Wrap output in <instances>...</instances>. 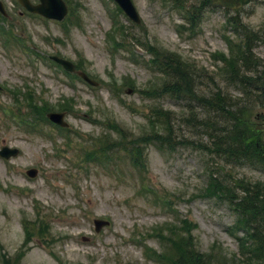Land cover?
Listing matches in <instances>:
<instances>
[{
    "label": "rangeland",
    "instance_id": "1",
    "mask_svg": "<svg viewBox=\"0 0 264 264\" xmlns=\"http://www.w3.org/2000/svg\"><path fill=\"white\" fill-rule=\"evenodd\" d=\"M64 1L69 14L56 22L26 13L16 0H0L6 14L0 15L1 29L10 27L23 43L6 42L0 33V148L19 149L13 158H0V264L2 258L8 264H174L177 247L172 249L163 231L173 226L200 253L217 259L222 251L227 259L241 258L227 230L233 212L221 200L200 194L210 171L249 183L264 182V172L215 157L201 121L183 119L190 110L202 119V108L161 92L164 77L145 63L151 43L174 57L179 54L197 73L207 72L195 81L198 95L218 86L237 96V89L216 71L222 67L219 53L229 54L223 38L239 44L225 28L226 10L203 6L193 30L185 26L177 31L182 12L162 0H131L139 25L128 21L112 0ZM200 2L183 0L185 7ZM228 15H236L248 32H264V0H241ZM113 25L125 34L112 33ZM115 42L120 44L116 50L111 47ZM253 49L264 60V43L255 42ZM53 55L72 62L97 85L61 69L48 58ZM25 88L48 104L47 111L65 113L68 127L62 130L32 114L20 93ZM159 106L171 117L173 147L142 144L146 168L137 170L120 139L125 134L124 142L140 143L151 125L158 130L148 116L155 117L152 109ZM102 143L112 156L108 163L106 157L101 159L105 165L86 161L84 150L97 155ZM28 169L35 175L29 177ZM140 183L165 196L168 205L158 206L144 196ZM94 219L109 225L95 232ZM24 221L34 227L28 239ZM146 248L162 258L150 261Z\"/></svg>",
    "mask_w": 264,
    "mask_h": 264
},
{
    "label": "trees",
    "instance_id": "2",
    "mask_svg": "<svg viewBox=\"0 0 264 264\" xmlns=\"http://www.w3.org/2000/svg\"><path fill=\"white\" fill-rule=\"evenodd\" d=\"M164 1L182 11L184 25L188 26L187 30L190 31L199 21L201 7L217 5V8L226 10L225 23L239 44L234 45V39L225 38L229 54L222 53L218 56L222 67L216 71L226 85L237 89V96L229 95L224 88L218 86L208 90L205 95H198L195 81L197 78H206L207 72L197 73L179 54L174 57L170 52L163 51L151 43L146 45L150 56L149 62L146 63L165 77L161 92L178 100L180 97L186 98L189 103H195L202 108V119H198L195 110H190L189 115L183 119L185 122L201 121L200 127L210 138L212 152L217 155L215 157L230 166L250 165L264 172V60L258 57L253 49L255 42L264 43V32H248L236 15H228L231 9L240 6L241 0H201L197 7H185L183 0ZM208 80L212 81V77L209 76ZM29 106L31 113L38 116H43V112L49 109L47 103L38 106L32 100ZM160 107L152 109L155 117H151L155 119V125L158 124V130L156 127L151 129L144 135L143 142L129 140L126 143L125 135L120 139L121 143L126 145V156L135 168H146L141 155L142 144L154 145L159 149L162 144L173 147L170 143L171 117L169 112ZM105 149L106 143H102L97 155L100 159L108 157ZM218 173L216 170L206 174L202 196L221 200L233 212L235 220L227 230L228 234L238 241L241 258L227 259L222 251H219V255L214 251L218 255L217 259L213 258L211 253H200L190 245L187 246L189 240L185 241L183 236H178L174 227L167 233L165 231L166 242L177 247V252L176 248L172 247L176 252L174 264H264V182L249 183L242 178L226 180V174L222 177ZM186 222L184 220L183 224ZM184 232L189 233L188 229ZM239 234L241 237H238ZM174 238H181L185 243L181 240L175 241Z\"/></svg>",
    "mask_w": 264,
    "mask_h": 264
},
{
    "label": "water",
    "instance_id": "3",
    "mask_svg": "<svg viewBox=\"0 0 264 264\" xmlns=\"http://www.w3.org/2000/svg\"><path fill=\"white\" fill-rule=\"evenodd\" d=\"M22 5L28 10L33 13L41 14L45 16L48 19H56V20H62L64 15L66 14V7L64 5V2L61 0H39V5H32L27 0H18ZM117 4L121 7L122 10H124L125 14L129 17V19H132L133 21L139 23L140 20L138 19L136 10L134 9L131 0H115ZM0 10L2 11V5L0 4ZM52 59L56 60L58 63H60L64 69H68L69 71H73V66L68 61H63L59 58L53 57ZM80 76L85 79L86 81L91 82L89 79H86V76L84 74L80 73ZM47 117L54 122L55 124H59L62 126H66L63 122L64 115L61 113H48ZM18 153L17 149H8L7 147H2L0 151V156H3L4 158L13 157ZM35 171H30L29 174L31 176L35 175ZM94 225L96 231H98L103 226L107 225V222H103L100 220H94Z\"/></svg>",
    "mask_w": 264,
    "mask_h": 264
}]
</instances>
